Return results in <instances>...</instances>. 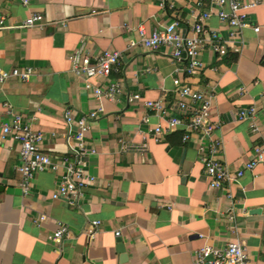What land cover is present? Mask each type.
Masks as SVG:
<instances>
[{
    "label": "crops",
    "instance_id": "obj_1",
    "mask_svg": "<svg viewBox=\"0 0 264 264\" xmlns=\"http://www.w3.org/2000/svg\"><path fill=\"white\" fill-rule=\"evenodd\" d=\"M161 2L174 8L164 9ZM208 8L209 2L201 6L198 0H31L27 6L0 0V19L8 26L0 30V65L34 72L29 81L11 78L0 86V264H192L199 248H221L233 240L245 243L252 264H264V163L232 184L229 199L209 187L199 135L184 142L187 131L179 128L155 142L150 129L166 126L164 116L128 101L133 94L163 100L170 116H180L174 84L179 78L212 98L211 119L219 125L213 137L223 144L219 158L228 169L252 159L254 148L264 145V0L248 11L252 26L262 32L247 28L245 46L240 52L229 47L223 58L207 48L201 53L203 67L192 75L185 72L186 61H176L166 50L127 47L140 26L152 32L178 20L188 33ZM33 14L45 17V28H20ZM206 27L229 40L230 29L219 19H210ZM82 49L91 55L124 53L120 72L107 80L123 82L125 95L118 102L98 101L72 72L70 57ZM7 103L45 134L42 149L60 165L57 172L37 174L27 195L18 172L20 144L2 138V125L10 120ZM100 105L104 112L90 120L87 135L97 150L89 162L96 181L75 206L56 200L64 159H73L64 138L65 112L73 110L79 118ZM251 106L257 115L240 122L238 113ZM93 221L101 225L90 239L86 230ZM59 223L72 231L61 245L50 240Z\"/></svg>",
    "mask_w": 264,
    "mask_h": 264
},
{
    "label": "built area",
    "instance_id": "obj_2",
    "mask_svg": "<svg viewBox=\"0 0 264 264\" xmlns=\"http://www.w3.org/2000/svg\"><path fill=\"white\" fill-rule=\"evenodd\" d=\"M24 5H29L31 0H21ZM209 2V8L191 25L188 33L180 27L178 20L148 32L144 26H140L136 33L138 37L131 39L128 43V50L142 47L150 51L166 50L178 62L188 63L185 72L192 75L196 70L201 69L204 63L201 60V53L207 48L220 58L228 54V48L232 47L240 52L245 46L244 31L253 28L256 33L262 32L260 26L253 27L252 20L248 13L261 4L262 0H250L245 3L243 0H198V4L204 6ZM164 9H173L172 4L161 2ZM219 19L230 29L229 40H224L215 30L208 29L206 23L212 18ZM63 28L66 25L61 24ZM20 28H45V17L42 14L29 16ZM128 31L132 29L126 26ZM8 28L5 19H0V30ZM181 28V29H180ZM240 44V47H238ZM124 58L122 51L105 50L97 55H91L84 49L70 57L72 72L85 81V87L91 91L98 101L103 99L111 102H118L125 95V86L120 80L107 81L113 74L119 73V65ZM146 71H150L147 69ZM31 68L6 70L0 65V86L11 78L21 81H29L33 76ZM103 79L106 82L95 85L94 79ZM174 84L179 88L180 100L178 109L182 115H169L167 105L163 100H147L140 94L129 95V103H140L159 116H164L166 126L158 124L150 129V134L155 142H161L166 134H171L179 128H184L187 134L183 141H190L194 135H199L201 142L199 152L202 154V162L205 165L209 187L212 190L224 191L227 198L232 199L231 186L238 182L247 172H253L258 165L264 163V145L254 148L252 159L246 162L241 168L231 171L227 165L220 160L219 154L223 150L220 140L213 137L214 132L219 128L218 124L212 122L211 113L213 101L210 96L195 90L189 85H183L179 78L174 79ZM244 89H240L243 92ZM6 113L10 120L2 125V138L13 137L21 147L20 166L18 172L21 176V188L25 195L31 189V182L39 173L47 171H59L60 165L53 158L45 153L42 145L46 139L43 132L36 131L32 125L25 122L24 117L15 112L12 105L5 104ZM104 112L100 105L99 109L89 116L77 117L73 110L65 112V121L68 127L64 135L69 154L73 159H64L66 173L61 177L56 190L53 193L54 199H68L71 205L75 206L85 196V190L92 186L96 177L89 173V162L91 156L97 154L96 148L92 147L87 139L90 131V120L98 117ZM257 108L251 106L242 109L237 118L240 122L251 120L257 115ZM144 124L150 123V117L143 119ZM253 132L258 127L251 125ZM56 137V134H52ZM209 140V143H203ZM46 216H42L38 223ZM230 221H235L233 214L228 215ZM100 221H93L86 230L90 239L95 238L98 233ZM121 232H117L119 237ZM72 237L70 227L65 223H59L58 229L50 236V240L61 245L65 239ZM192 264H252L247 247L244 242L233 240L224 247L218 248L205 245L194 252Z\"/></svg>",
    "mask_w": 264,
    "mask_h": 264
},
{
    "label": "water",
    "instance_id": "obj_3",
    "mask_svg": "<svg viewBox=\"0 0 264 264\" xmlns=\"http://www.w3.org/2000/svg\"><path fill=\"white\" fill-rule=\"evenodd\" d=\"M0 188H1V187H0ZM254 213H258V212H254ZM119 250H121V251H122V247H120V248H119Z\"/></svg>",
    "mask_w": 264,
    "mask_h": 264
},
{
    "label": "trees",
    "instance_id": "obj_4",
    "mask_svg": "<svg viewBox=\"0 0 264 264\" xmlns=\"http://www.w3.org/2000/svg\"><path fill=\"white\" fill-rule=\"evenodd\" d=\"M234 60H237V58L235 57Z\"/></svg>",
    "mask_w": 264,
    "mask_h": 264
}]
</instances>
